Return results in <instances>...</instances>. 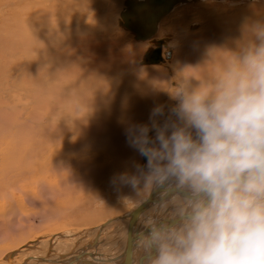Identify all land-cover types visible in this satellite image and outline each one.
Wrapping results in <instances>:
<instances>
[{
  "label": "bare ground",
  "instance_id": "obj_1",
  "mask_svg": "<svg viewBox=\"0 0 264 264\" xmlns=\"http://www.w3.org/2000/svg\"><path fill=\"white\" fill-rule=\"evenodd\" d=\"M46 1L48 0H0V11L8 7V4L11 9L9 16L7 15L9 9H5L7 11L6 16H0V108H2L1 104L4 105L5 99L11 93L30 98V103L27 102L30 108L29 116H31V119L33 118L32 127L28 126L30 128L28 133H26L27 129L24 131V127H22V131L25 132L23 134H25L26 141H29V145L34 148L35 162L38 167L34 162L30 164L27 172L38 176L43 173H53L52 180L47 184V192L53 196L56 204L65 206L68 201L61 199L59 196L68 193L79 195L82 193H80V186L88 188L92 186L85 180L88 171L92 170V175L89 177L91 182H98L103 174L96 175V169L102 168L106 171L107 168H111L115 164V159H112V157L118 155L119 148L126 151L132 149L127 131L129 127L152 120L154 109L160 107L158 101L151 99L150 103L145 104V100L148 98L146 95L143 96L141 92L130 95V86L127 88L120 87L118 82L125 80L127 83L133 77H141L147 82H157L162 75L165 76L163 70L150 73L137 70L135 59L141 55L144 47L149 45L151 48H148L144 53L145 58H147V52L149 54L157 48V43L161 42L162 62L160 63L165 62L167 59L170 60V51L166 50L164 52L166 48L165 40H157L160 23L177 6L202 0L180 1L157 24L156 36L145 41L135 40L131 32L119 25L121 21L120 14L124 11V0L117 20V25L120 26L118 30L124 35L128 33L133 42H145L137 44L129 52H122L117 47L118 45L110 44L103 36L105 31H102V28L105 18H96L94 15L96 19L91 21L86 18L63 19L62 8L58 9L61 15L54 18L49 13L57 11V9L54 6H50L51 9L46 8ZM217 1L221 3L237 0ZM84 2L82 0L80 4ZM95 2L91 1V4L95 5ZM18 6H21V8L18 9ZM99 10L102 11L103 9ZM240 10L241 12H237L238 14L233 17L221 16L219 14L223 11L218 12L219 10L215 9H201L197 12V17L204 19L206 24L203 28L201 27L202 29L199 32H195L192 37H189L188 42L177 52L173 66L179 76L185 80H191L193 86L197 83H210L217 76L221 66L231 59L229 51H238L250 39H254L251 36V30L258 23L253 19L250 25H241L242 19L247 16V10L246 8ZM97 12L98 10L96 14H99ZM250 14L254 16L257 13L255 10H251ZM196 24L190 25L188 29L192 30L197 27ZM245 27L250 28V30ZM3 51L4 53L7 52L3 55ZM166 53L170 54L169 58L165 57ZM3 56L5 58H2ZM13 60L15 65H12ZM115 84L116 86H114ZM96 85L99 86L95 87L96 91H85L87 87V90H89V87L93 86L94 88ZM150 92L152 96L159 97L162 94V88L158 84L155 87L153 86V90ZM87 106H89L88 110H86ZM26 109L25 111H27ZM0 118H3V116ZM16 121L19 120L15 118V126L17 125ZM19 123L20 121L18 127ZM20 125H22V122ZM8 136L6 140L10 139V135ZM16 137L21 139L20 135ZM18 143L13 139L8 142L7 146L11 150H15ZM24 143V147L27 146V142ZM71 151L76 153L70 154ZM24 154L21 153L19 157L24 159ZM110 159L112 160L110 161ZM89 166L92 169L87 168ZM60 171L61 174L58 176L57 173ZM82 173L83 177L81 176ZM59 177L63 181H59ZM54 182L57 184H54ZM181 203V198H166L160 204L147 207L140 213L133 230L140 228V231H142L150 223L162 220L163 217V219L174 220L171 219V216L174 215L171 210L172 206H177L174 209H178ZM139 206L133 208L127 214H122L123 216L106 220L102 226L94 229L95 236L93 239L97 238L98 234L106 228L117 224L114 236L112 235L113 232L111 235L120 237L121 241L119 240L118 243L123 242L119 251L112 254L93 252L91 258L87 257L85 259L93 261V264H116L118 262L116 258L125 251L129 239V216L136 210L141 211L142 209ZM97 217L98 215H94L90 220H95ZM122 227L127 228L125 242L123 241L124 232ZM117 229L121 232H117ZM92 232L93 230L80 234L85 237ZM60 237L70 236L64 234ZM143 240L144 238L136 242L133 264H137L138 259L147 252ZM71 242L74 244L73 248L75 241L72 240ZM85 247L88 248L89 246L80 247L81 252L86 249ZM72 248L66 253L55 254L53 257L50 255L42 258L27 257L22 264H91V262H84L85 260L73 261L72 259L78 256L79 252L78 254L74 253L75 250L71 252Z\"/></svg>",
  "mask_w": 264,
  "mask_h": 264
},
{
  "label": "clouds",
  "instance_id": "obj_2",
  "mask_svg": "<svg viewBox=\"0 0 264 264\" xmlns=\"http://www.w3.org/2000/svg\"><path fill=\"white\" fill-rule=\"evenodd\" d=\"M206 84L181 82L161 125L129 127L146 158L122 183L178 191V219L151 224L146 264H264V23ZM155 131L154 138L149 136Z\"/></svg>",
  "mask_w": 264,
  "mask_h": 264
},
{
  "label": "rangeland",
  "instance_id": "obj_3",
  "mask_svg": "<svg viewBox=\"0 0 264 264\" xmlns=\"http://www.w3.org/2000/svg\"><path fill=\"white\" fill-rule=\"evenodd\" d=\"M83 1L85 2L80 4L82 0H48L45 4L48 9H51L50 6H54L55 9H57V11L49 13L53 15L54 18H58V15H61L58 11L60 8H62L63 11V19L74 20V18H86L91 21L98 17L105 18L102 28V31H105L103 32V36H105L110 44L118 45L117 47L122 52H129L136 47L137 44L145 43L133 42L128 33L125 32L126 34L124 35L118 30L120 26L117 25V20L119 19V12L121 11V5L124 0ZM91 1H96L94 3L95 5L91 4ZM98 2H101V7ZM7 6L8 7L3 9L4 11L2 10L3 12L0 11V16H6L7 11V15H10L9 11L11 9L9 4ZM21 6L17 8L20 9ZM240 7L246 8L247 10V16L242 19L241 25H250L253 19L256 20L257 23H264V0H237L221 3L217 0H202L196 3L177 6L165 17V20H162L160 23L157 37V40H165L166 48L164 52L166 50L170 51V60L167 59L165 62L155 65L148 64L145 61L144 53L148 48H151L149 45L144 47L141 55L135 59V68L137 70L146 71L144 73L163 70L165 76L162 75L157 82H147V80L141 77H133L127 83L125 80L122 82L119 81V86L126 88L130 86V95L138 92H141L143 96L146 95L148 98H146L145 104L150 103L151 99L158 101L160 107H163L164 114L162 116H156L155 120L161 125L169 116H171L172 120H175L176 117L172 113V109L177 106L178 101L173 99L171 94H176V87L178 84L183 81L191 82V80H185L179 76L173 66V62L176 59L177 52L188 42L189 37H192L195 32H199L206 24L204 19H199L197 17V12L201 9H215L217 11L219 10L218 12L223 11V13L221 12L219 14L221 16L233 17L241 12ZM5 9L9 10L6 11ZM99 9H103L104 11L102 10V12ZM97 10L98 12L100 11L99 14H96ZM248 10H250V12L251 10H255L257 14L253 16ZM193 24H196L197 27L189 30V26ZM246 29L250 30V28ZM6 52L7 51H5V53ZM5 53L3 51V55ZM2 58H5V56ZM12 65H15L14 60ZM137 75L139 76L140 74ZM116 84L114 86H116ZM158 84L162 88V94H160L159 97L152 96L150 91L153 90V86L155 87ZM95 87L97 88L99 86L96 85L94 88L91 86L89 90H87V87L85 91H96L97 89ZM22 98L24 99L22 100ZM27 101L30 103L29 97L11 93V95H8L5 99L4 105L1 104L2 108H0V117L3 116V118H0V264H22L23 260L27 257L42 258L47 255L53 257L55 254L69 251L68 249L74 245L71 242L72 240L75 241V246L72 248L71 252L75 250L74 253L77 254L78 252L79 254L82 253V246H89L88 248L85 247L86 249L84 250L87 254L93 252L98 254H112L119 251L123 242L118 243L120 237H113L117 224L106 228L102 233L98 234L97 238L93 239L95 236L94 229L98 226H102L106 220L112 217L127 214V212L131 211L133 208L139 206L148 196L152 189H142L137 192L131 186L122 183L119 179L122 174H135L137 165L143 167L146 164V158L140 155L134 147H132V149L130 148L128 151L119 148L118 155L112 157V159H115V164L113 163L114 165H112L111 168H107L108 171H104L102 168L96 169V175L103 174V177L98 182H91L89 179L92 175V170L86 172L87 178H85V180L92 186L89 188L80 186V193H82L79 195L74 193L61 195L59 197L68 202L65 206L56 204L53 196L47 192V184L52 180L53 173H43L41 176H38L34 173L27 172L30 164H33L36 160L34 148L29 145L30 142L26 141L25 134H23L26 129V133L30 131L29 127L33 119L29 116L30 108ZM88 107L89 106H87L86 110H88ZM25 109L27 111H25ZM15 118L16 120L18 119L20 123L22 122V125L19 123V128L17 126L19 121H16V126L19 129L15 126ZM152 122L153 119L146 123H138V125H148L151 127ZM23 124H26V127ZM22 127H24V131H22ZM8 135H10V139L8 138V140H6V138L9 137ZM19 135L22 140L16 137ZM155 135L156 133L154 130L149 132L150 137L154 138ZM13 139L19 142L15 150H11L9 146H7L8 142ZM24 142H27V146L25 147ZM21 153L24 154V156L22 155L24 159L19 157ZM75 153V151H71L70 154ZM112 159H110V161ZM35 165L38 167L36 162ZM101 165H103V163H101ZM87 168L92 169L91 166ZM23 170L26 172L24 173ZM57 174L59 176L61 171ZM81 176L83 177V173ZM58 180L63 181L61 177H59ZM54 184L57 183L54 182ZM174 207L177 206H172L171 210L174 215L171 216V219H176L177 217L175 212L177 208L174 209ZM94 215H98V217L95 218V220H90ZM92 230L93 232L89 233V235L87 234L85 237L80 234ZM117 232L120 233L121 231L117 230ZM64 234L70 237H60V235ZM142 252H144V250H142Z\"/></svg>",
  "mask_w": 264,
  "mask_h": 264
},
{
  "label": "water",
  "instance_id": "obj_4",
  "mask_svg": "<svg viewBox=\"0 0 264 264\" xmlns=\"http://www.w3.org/2000/svg\"><path fill=\"white\" fill-rule=\"evenodd\" d=\"M182 0H125L124 11L120 14L121 21L119 23L127 31L133 34V37L137 41H145L153 39L157 34V24L162 20V18L167 15L175 5H177ZM187 1V0H186ZM197 1V0H190ZM161 42L157 43V48L151 51L149 54L147 52L145 60L151 64H158L162 62L161 57ZM166 58L170 57L169 53H166ZM181 198L182 194L178 191H163L160 189H152L148 198L139 206L142 210L138 212L136 210L132 213L129 223L128 231V242L126 249L119 257L116 259L118 262L116 264H133L134 261V248L136 247V242L140 239L142 240L145 235L150 230L151 224L148 225L144 230L140 231V228L133 230L136 226L137 220L140 217V213L152 205L160 204L166 198ZM178 219V218H177ZM162 219L155 221L156 223H170L175 221ZM148 252H145L140 259H138L137 264L146 263V258ZM91 258V254H87L84 251L76 256L73 261H81L93 264V261H89L85 258Z\"/></svg>",
  "mask_w": 264,
  "mask_h": 264
},
{
  "label": "crops",
  "instance_id": "obj_5",
  "mask_svg": "<svg viewBox=\"0 0 264 264\" xmlns=\"http://www.w3.org/2000/svg\"><path fill=\"white\" fill-rule=\"evenodd\" d=\"M118 230V229H117ZM122 231L124 232L123 233V241L125 242V240H126V235H127V228H125V227H122ZM114 239V238H113ZM72 248V246L68 249V250H70ZM68 252V251H67ZM64 253H66V252H64Z\"/></svg>",
  "mask_w": 264,
  "mask_h": 264
}]
</instances>
